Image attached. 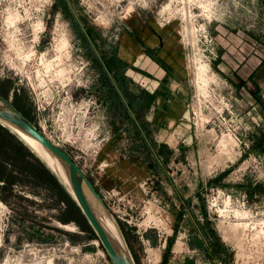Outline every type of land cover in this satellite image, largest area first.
Returning a JSON list of instances; mask_svg holds the SVG:
<instances>
[{
    "label": "rangeland",
    "instance_id": "obj_1",
    "mask_svg": "<svg viewBox=\"0 0 264 264\" xmlns=\"http://www.w3.org/2000/svg\"><path fill=\"white\" fill-rule=\"evenodd\" d=\"M69 2L92 33L110 40L118 58L125 54L121 35L128 31L134 41L135 28L129 30L134 19L144 27L143 39L157 28L165 36H178L186 54L191 97L184 130L176 139L191 142L176 151H159L167 157L164 167L183 204L169 185V194L159 199L158 180L168 184L160 170L147 180L151 195L145 198L103 187V154L109 149L118 158L147 154L142 140L153 139L154 128L146 126L142 135L119 96L99 92L91 49L62 0H0V96L76 163L115 220L135 264L154 263L147 250L150 242L141 240L148 231L155 239L166 234L172 242L178 239L182 250L179 246L181 255L174 262L183 256L187 264H264V108L256 106L249 93L253 88L248 70L236 74L232 59L239 58V36L240 52L248 53L252 21L224 27L222 33L217 11L222 0ZM231 3L224 0L228 8ZM151 52L155 55L157 47ZM165 57L174 62L170 55ZM130 73L139 89L140 75ZM133 91L125 94L130 102ZM138 106L132 102L142 125ZM144 157L148 165L155 164ZM40 163L52 178L42 173ZM56 177L16 132L0 122V264H112ZM167 204L175 205L178 223L169 228ZM156 205L165 207L157 213Z\"/></svg>",
    "mask_w": 264,
    "mask_h": 264
},
{
    "label": "crops",
    "instance_id": "obj_2",
    "mask_svg": "<svg viewBox=\"0 0 264 264\" xmlns=\"http://www.w3.org/2000/svg\"><path fill=\"white\" fill-rule=\"evenodd\" d=\"M231 2L232 7L228 8L227 4H224V0H222L221 4L217 7V11L220 12L218 14L220 18L219 26L223 33L224 27L234 29L236 24L238 27L244 25L247 19L248 22L252 21L253 34H251V38L248 35L252 40V42L248 43V53L240 52V45L243 40L241 38L242 36H239L236 43L237 55L239 58L233 56L234 58L232 59L236 60L237 63L233 69L237 71L235 73L239 76L244 69L248 70L249 85L253 88L249 89V93L254 97L256 106L263 105L264 108V0H231ZM137 21H139V19H137ZM129 26V30L135 28L134 30L136 33L142 28H139L141 24L138 23H130ZM238 30L240 29L238 28ZM163 32L164 30L162 28H157L156 33L152 34V43L147 44V46L158 47V56L160 60L157 62L159 64L152 62V66H148L149 59L144 54L140 60V67L143 70V74H141L136 81H139V87H141L139 89L141 91L140 93L137 92L134 97L135 103H139L137 109L141 112V117L144 121L142 125L138 121L139 119H137V116L133 114L136 113L135 110L131 109V111H126L129 117L134 119L142 135H144L143 129H145L146 126L149 127L150 125L154 128V138L142 140V145L146 148L148 155L140 151L139 155L135 154L134 156L129 155L125 157L121 155L122 158H118L114 153L111 154L110 149L109 151L107 150V152L103 154V157H101V160L103 158L105 160L104 162H106L101 173V180L103 187L113 189L120 194L132 198H145L151 195L147 180L153 177V172H156V170L159 172L160 170V172L166 176L168 184H166V186L161 180H158L155 189L160 193L159 199H162V195L169 194L166 188L169 185L177 199L183 204L177 188L173 185L171 178H169V172L164 167V161L167 157H165L164 160L161 157L159 149L160 147H164L168 148L169 151H176L177 148H183L185 144H190L189 142L191 141L188 139H176V136L181 134L182 128L184 130L183 121L186 120V114L188 112L191 88L187 77L184 47L181 46L182 44L179 45L180 42L176 34L174 36H165ZM142 33H144V29L140 34V37L144 38V34ZM223 35L224 34H222V36ZM163 47L166 48V54L160 50L163 49ZM170 51L171 54H169ZM166 55L171 56L172 61H174L173 64L166 59ZM177 56L182 60H179ZM162 60L168 64L171 63L170 66L163 67ZM254 109L255 107L253 110ZM169 135L172 136V138H170ZM181 144H184V146H181ZM145 155L151 157L155 162L153 166L145 162ZM157 190H155V193ZM167 199L171 198L167 196ZM157 202L159 201L157 200ZM169 204L166 205L168 208L167 214H165L166 212L163 209V212H165L164 215L168 218V221L164 220L168 228L173 224H178L175 222V209H173L175 205ZM160 207L163 208L165 206L156 205L157 213ZM186 214L197 232L196 235L205 243V237L202 236L194 218L190 213L186 212ZM143 239L150 242V244L147 242V250L149 254L153 255V264H187V260H184L183 256L178 258V263L174 262L175 257L181 255L179 253L180 250H182L180 246L181 243L178 242L177 238H174L172 242V236L169 237V235L166 234L165 236L161 235L159 239H155L152 232L148 231L143 234L141 240Z\"/></svg>",
    "mask_w": 264,
    "mask_h": 264
},
{
    "label": "water",
    "instance_id": "obj_3",
    "mask_svg": "<svg viewBox=\"0 0 264 264\" xmlns=\"http://www.w3.org/2000/svg\"><path fill=\"white\" fill-rule=\"evenodd\" d=\"M0 122L10 129L16 130L29 139L34 140L59 163L68 181V186L63 184L64 187L76 203L111 263L135 264L115 220L106 209L104 202L91 182L82 173L76 163L63 150L54 146L27 118L2 96H0ZM56 176L58 177L57 174ZM96 206L100 207L104 213L108 214L117 226L124 245L122 250L113 244L107 232L101 226L95 214Z\"/></svg>",
    "mask_w": 264,
    "mask_h": 264
},
{
    "label": "flooded vegetation",
    "instance_id": "obj_4",
    "mask_svg": "<svg viewBox=\"0 0 264 264\" xmlns=\"http://www.w3.org/2000/svg\"><path fill=\"white\" fill-rule=\"evenodd\" d=\"M62 1L64 2L66 8L68 9V13L73 17L75 25L82 32V35L86 40V43L89 45L91 49L93 55L91 59V65H93L98 71V81L100 82L99 92L105 93V91H109V95H112L111 92L113 91V93L118 95L119 98L121 99L122 108L125 111H131L132 102L135 101V97H133L130 102V100H128V98L125 97V94L127 91H132L134 93L133 91L134 89L136 90V93L137 92L140 93L141 90L135 88L136 85L134 84L135 82L130 72H135L138 75L143 74V70L140 67V60L142 58L140 57V55L143 56L144 54L149 59L148 66H152L151 65L152 62L153 63L156 62L157 64L158 63L157 61L160 60L158 56L159 53L158 47L147 46L148 43H152L151 41L152 37L145 38V40L142 37H140V34L144 29L143 26L142 28H140L138 33L135 32L132 34L133 36H135L134 41L133 38L131 37V34H129L126 31L125 36L123 34L121 35L119 42V45L123 47L125 54L123 55V58L120 56L118 58L116 53L113 52L111 49L110 40H107L105 38L106 36L101 33H96V32L92 33L91 29L85 23L84 18L80 17L81 14H79L78 16V14L73 9L69 0H62ZM134 23H137L136 19H134ZM71 26H73V24H71ZM96 42L97 43L101 42V45L103 46L105 45L106 48L102 49V46L100 44L96 45ZM154 47H157V52L155 55L154 52L153 54L151 52V50ZM148 48L151 50H149ZM160 50L161 52L166 54L165 47H163V49ZM169 54H171V51ZM170 64L162 60L163 67H168L170 66ZM124 76H126V78H124ZM118 81H122L123 83H125V85L120 83L119 86Z\"/></svg>",
    "mask_w": 264,
    "mask_h": 264
},
{
    "label": "bare ground",
    "instance_id": "obj_5",
    "mask_svg": "<svg viewBox=\"0 0 264 264\" xmlns=\"http://www.w3.org/2000/svg\"><path fill=\"white\" fill-rule=\"evenodd\" d=\"M11 130H13V129H11ZM13 131L16 132L19 135V137L37 154V156L40 159H42L54 173H56L58 175L59 179L62 181V184H64V185L68 184V181L66 180V177L63 174V170H62L61 166L51 155H49L46 152V150H44L34 140L26 137L24 134H22L16 130H13ZM95 214H96L97 219L99 220L101 226L107 232V234L110 237L113 244L117 248L122 250L124 248L123 241L120 237L119 231H118L117 226L115 225L114 221L109 217L108 214L104 213L100 207L96 206Z\"/></svg>",
    "mask_w": 264,
    "mask_h": 264
},
{
    "label": "trees",
    "instance_id": "obj_6",
    "mask_svg": "<svg viewBox=\"0 0 264 264\" xmlns=\"http://www.w3.org/2000/svg\"><path fill=\"white\" fill-rule=\"evenodd\" d=\"M8 135H9V134H8ZM9 136L12 137L13 139H15L13 135L10 134ZM16 142H17V141H16ZM17 144L19 145V143H17ZM31 156H32L33 158H35L33 155H31ZM40 169H41L42 173H44V175H45L46 177H48V178H52L51 175H50V173H49V171H48V170L46 169V167H44V165H42L41 163H40ZM74 210H76V211H75V214H76V215L78 214V216H79L80 218H82L81 215H80V213H79V211H78V209L74 208ZM77 212H78V213H77ZM88 232L91 233V234H93L89 227H88ZM92 236H93V235H92Z\"/></svg>",
    "mask_w": 264,
    "mask_h": 264
},
{
    "label": "built area",
    "instance_id": "obj_7",
    "mask_svg": "<svg viewBox=\"0 0 264 264\" xmlns=\"http://www.w3.org/2000/svg\"><path fill=\"white\" fill-rule=\"evenodd\" d=\"M51 142V141H50ZM52 143V142H51ZM53 144V143H52ZM54 145V144H53ZM55 146V145H54ZM57 147V146H56Z\"/></svg>",
    "mask_w": 264,
    "mask_h": 264
}]
</instances>
